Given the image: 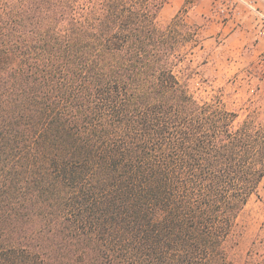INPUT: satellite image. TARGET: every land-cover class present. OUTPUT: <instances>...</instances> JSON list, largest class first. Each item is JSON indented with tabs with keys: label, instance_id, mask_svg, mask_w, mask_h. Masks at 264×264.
<instances>
[{
	"label": "trees",
	"instance_id": "16d2710c",
	"mask_svg": "<svg viewBox=\"0 0 264 264\" xmlns=\"http://www.w3.org/2000/svg\"><path fill=\"white\" fill-rule=\"evenodd\" d=\"M165 3L0 0V264H264V120L195 98Z\"/></svg>",
	"mask_w": 264,
	"mask_h": 264
},
{
	"label": "rangeland",
	"instance_id": "374dc122",
	"mask_svg": "<svg viewBox=\"0 0 264 264\" xmlns=\"http://www.w3.org/2000/svg\"><path fill=\"white\" fill-rule=\"evenodd\" d=\"M250 5L264 13V0H166L159 17L161 26L180 15L202 28V46L190 57L193 74L185 76L186 68L179 76L195 98L220 97L240 121L255 111L264 120V42L258 39L260 22ZM241 222L245 231L237 256L249 250L264 254V181Z\"/></svg>",
	"mask_w": 264,
	"mask_h": 264
},
{
	"label": "built area",
	"instance_id": "2783aa9c",
	"mask_svg": "<svg viewBox=\"0 0 264 264\" xmlns=\"http://www.w3.org/2000/svg\"><path fill=\"white\" fill-rule=\"evenodd\" d=\"M249 8L256 14L260 22L258 26V39L260 42H264V13L252 5H250Z\"/></svg>",
	"mask_w": 264,
	"mask_h": 264
}]
</instances>
